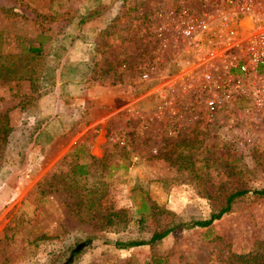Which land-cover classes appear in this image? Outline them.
<instances>
[{
    "label": "rangeland",
    "instance_id": "obj_1",
    "mask_svg": "<svg viewBox=\"0 0 264 264\" xmlns=\"http://www.w3.org/2000/svg\"><path fill=\"white\" fill-rule=\"evenodd\" d=\"M183 8L203 2L0 0V264H264V195L190 224L264 187V110L237 96L210 119L197 79L176 75L179 52L147 32ZM96 10H119L114 25L96 30ZM80 39L105 46L74 59ZM102 82L120 87L103 97ZM113 211L120 222L102 228Z\"/></svg>",
    "mask_w": 264,
    "mask_h": 264
},
{
    "label": "built area",
    "instance_id": "obj_2",
    "mask_svg": "<svg viewBox=\"0 0 264 264\" xmlns=\"http://www.w3.org/2000/svg\"><path fill=\"white\" fill-rule=\"evenodd\" d=\"M202 2L203 10H160V24L153 18L148 34L164 52H179L184 66L176 75L197 79L193 91L203 94L210 119L231 109L237 96L264 110V0ZM153 70L143 77L151 78Z\"/></svg>",
    "mask_w": 264,
    "mask_h": 264
},
{
    "label": "trees",
    "instance_id": "obj_3",
    "mask_svg": "<svg viewBox=\"0 0 264 264\" xmlns=\"http://www.w3.org/2000/svg\"><path fill=\"white\" fill-rule=\"evenodd\" d=\"M31 50L40 52L41 49L33 47V48H31ZM79 169L81 170L80 172L82 174L88 173V171L85 170L83 165H79ZM250 192H253L254 194H258V195H264V187L261 189H255V190L243 189V190H238L236 192L231 193L227 198L226 204L222 208H220L216 212H213L208 219H200V220L193 221L192 223H190L191 226L207 227V226L211 225L215 220L220 219L224 214L231 211L232 204L236 200V198L243 196V195H246ZM119 215H120L119 211H115V212L113 211V212H109V213L105 214L101 220V223H102L101 227L102 228L115 227L116 224L118 222H120V221H117ZM144 220H145V217L142 216L141 221H144ZM177 227H179V224H175V225H173V226H171V227H169L163 231H155L149 240H128V241L118 240L115 242V246L117 248H120V249H127V248H132L135 246L145 245V244H153V243L158 242V241L162 240L163 238H165L172 231H174ZM235 257L238 260H241L243 262L244 261H252L255 259L254 257H250V254H245V253L235 254Z\"/></svg>",
    "mask_w": 264,
    "mask_h": 264
},
{
    "label": "crops",
    "instance_id": "obj_4",
    "mask_svg": "<svg viewBox=\"0 0 264 264\" xmlns=\"http://www.w3.org/2000/svg\"><path fill=\"white\" fill-rule=\"evenodd\" d=\"M118 12H119V10H96L94 13H92V15L98 16L96 18L97 25L95 26V29L98 31H105L109 27V25H114V23H115L114 18L118 17ZM86 20H89V18H86ZM91 23H93V22H91ZM92 28H93V26H92ZM77 45L84 47L85 50L81 51L78 49L79 54H77L74 51L75 55H80L79 57H76L74 59H78V60L79 59H86L87 61H90V59H91V58L90 59L88 58L89 55H91L92 53H96L98 50H101V49L103 51L102 47L105 46V44H101L100 41L97 42V41H93L90 39H83V40L80 39V41L77 42L76 46ZM114 45L115 44L112 42V43H110V45H107V46L113 48ZM92 55H94V54H92ZM70 57L73 58L75 56L70 55ZM95 63H97V60ZM61 73H63V69L62 68L57 69V75H59V77H60ZM66 81H67L66 79H62V81L59 82L58 88L59 89L63 88L65 94L68 95L69 94V93H67L68 88H66L68 85L66 84ZM64 84H66L65 85L66 87H64ZM97 86L105 92L104 96H103V97H105V95L109 96L110 93L115 92V89L120 87V84L109 85L107 83L105 84V82H102L101 84H98ZM88 90L89 89L85 88L84 86H80L79 90L77 92H80L81 96L74 95V93H70V96L71 97L74 96L78 100V99H80V97H83V95L85 93H87ZM74 92H76V91H74ZM89 93L91 94V91ZM59 96H60V94L58 95V97ZM98 97H102V96L98 95Z\"/></svg>",
    "mask_w": 264,
    "mask_h": 264
}]
</instances>
